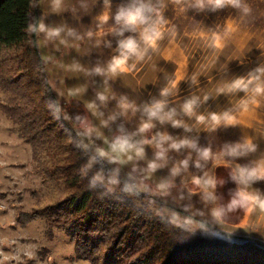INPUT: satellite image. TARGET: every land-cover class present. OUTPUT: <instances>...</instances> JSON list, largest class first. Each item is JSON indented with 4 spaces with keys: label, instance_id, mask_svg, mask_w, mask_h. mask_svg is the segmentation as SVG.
<instances>
[{
    "label": "rangeland",
    "instance_id": "374dc122",
    "mask_svg": "<svg viewBox=\"0 0 264 264\" xmlns=\"http://www.w3.org/2000/svg\"><path fill=\"white\" fill-rule=\"evenodd\" d=\"M122 2L111 0L110 15ZM246 2L250 11L243 14L231 7L215 12L184 11L174 0H161V12L167 20L161 27L164 38L143 60L133 58L119 75L104 78L88 75L89 70L105 65L116 55L117 38L110 34L102 36L113 21L110 19L99 31L97 28V18L103 12L108 13L103 0H59L58 3L39 0L38 20L43 19L49 27L63 28L55 39L37 34L44 68L60 113L79 134L89 156L97 148L113 155L110 142L119 134V129L123 127L131 133L139 127L141 112L132 109L121 114L118 107L121 96L140 107L153 97L159 98L160 90L167 87L171 93L168 106L176 108L177 119L191 126L192 131L156 122L146 138L157 131H166L174 138L196 139L200 147L213 150L214 166H218L225 164L220 153L222 146L246 136L258 145L257 151L235 163L251 164L264 157V96L252 92L246 95L242 91L230 93L232 80L264 65V0ZM70 30H75L76 35L69 36ZM90 31L94 33L91 38ZM106 41H111V47L106 46ZM97 93L108 100L101 103ZM192 97H198L199 102L189 117L181 111V105ZM112 115L116 116L115 120L108 119ZM77 117L88 121L94 129L91 135L84 134ZM221 123L235 125L222 124L212 130ZM154 151L151 146H145L144 159L136 158L134 153L129 154L132 160L116 154L118 163L104 159L109 169H119L121 183L132 175L141 188L146 187L147 191H141L142 200L137 201L146 208L150 200H155L157 206L166 204L178 208L191 203L202 207L198 195L188 198L191 177L202 174L191 163L187 173L174 179L170 195L162 197L156 189L161 180L170 178L173 164L186 158L190 150L169 151L167 165L148 177L143 170L154 158ZM191 156L194 161L195 152ZM205 170L215 174L216 167L210 161ZM39 171L31 158L30 144L23 141L13 122L0 109V264H92L76 256L74 245L62 227L44 218L24 224L17 221L19 209L30 211L42 207L50 201L51 196L46 195L55 192L51 185L43 188ZM90 171L94 173L97 169ZM252 187L264 191V181ZM227 227L235 232L233 240L247 236L264 241V211L250 206L242 217L229 219Z\"/></svg>",
    "mask_w": 264,
    "mask_h": 264
},
{
    "label": "trees",
    "instance_id": "16d2710c",
    "mask_svg": "<svg viewBox=\"0 0 264 264\" xmlns=\"http://www.w3.org/2000/svg\"><path fill=\"white\" fill-rule=\"evenodd\" d=\"M38 1L0 0V109L30 144L43 188L51 185L55 191L46 195L51 198L42 207L19 209L17 221L24 224L44 218L62 227L76 256L92 264H264L262 240L246 236L227 243L197 233L185 243H177L175 231L150 217L144 204L137 203L143 192L123 193L124 182L114 193L89 187L93 172L87 176L80 172L89 154L60 110V118L55 117L58 102L37 34L27 31L28 23L38 20ZM101 166L109 170L105 159H98L92 170ZM225 172H229L225 164L216 167L221 203L230 199L236 187ZM249 207L230 213L227 221L242 217Z\"/></svg>",
    "mask_w": 264,
    "mask_h": 264
},
{
    "label": "clouds",
    "instance_id": "9594fccd",
    "mask_svg": "<svg viewBox=\"0 0 264 264\" xmlns=\"http://www.w3.org/2000/svg\"><path fill=\"white\" fill-rule=\"evenodd\" d=\"M54 2L58 3L59 0H54ZM174 3L179 4L184 11L194 9L202 12L207 9L215 12L226 7H231L243 14L250 11L246 0H174ZM103 5L108 13L103 12L97 18V28L99 31L107 25L110 19L113 21V25L103 31L102 36L110 34L117 38L116 55H113L105 65H97L89 70L88 75L95 74L108 78L109 75H119L133 58L143 60L150 50H154L164 38L161 27L167 24V20L161 12V0H123L117 6L115 13L111 15L109 11L112 7L111 0H103ZM27 31L31 34H44L49 39H55L62 34L63 28L49 27L43 22V19H40L29 22ZM126 33H130V35H126ZM68 35L75 36V30H70ZM93 35L94 33L91 31L88 33L89 38ZM105 43L106 46L111 47V41ZM230 85L232 88L230 93L242 91L246 95L252 92L256 96H264V65L250 71L247 76L235 78L230 82ZM170 95L171 93L165 87L160 90L159 98L153 97L140 107L130 102L126 96H121L118 100L121 114L132 109L141 112L142 119L139 127L131 133L121 127L119 134L110 142L113 155L110 156L104 149L97 148L95 153L89 156L87 162L81 166L80 172L87 176L98 159L107 158L110 163H118L116 154L132 160L133 156L129 154L134 153L136 158L144 159L145 146H151L155 150L154 158L148 162L147 168L143 170L145 175L150 177L151 174L167 165L169 151L180 152L182 149H188L190 154L173 164L170 169V178L161 180L156 189L162 197L170 195L171 189L175 186L174 179L187 173L191 163L196 169L201 170L202 174L191 177L192 187L188 188V198L191 199V197L198 195L202 207H194L191 203L183 204L178 208L168 207L166 204L157 206L155 200H150L144 211H147L150 217L157 219L162 225L173 229L176 233L177 243H185L197 233L208 238L233 243L235 232L227 227L229 214L249 206L264 211V191L252 187L257 182L264 181V157L251 164L235 163V161L257 151L258 145L246 136L237 142L225 143L222 146L220 153L229 169V179L236 187L232 190L230 199L226 203H221L222 197L216 193L218 184L221 183L218 182L215 174L205 170L210 161L214 168L217 167L214 166L213 162L215 153L210 147H200L196 139L187 136L174 138L166 131H157L150 138H146V134L156 127V122L161 125L170 123L174 128L182 127L185 132L192 131L191 126L177 119L176 108L168 106L167 98ZM97 99L101 103L108 100L102 93H97ZM207 99L208 97L205 98V100ZM198 102V97L187 99L181 105V111L189 117L193 116L192 113H195ZM54 115L57 119L60 118L58 107L54 110ZM108 119L115 120L116 116L112 115ZM77 120L83 127L84 134L91 135L94 129L88 121L80 117H77ZM222 124L225 126L235 125L221 123L212 130H216ZM136 137H140V139H136ZM77 146L80 147L81 145L78 144ZM191 152L196 154L194 161H192ZM120 183L119 169L105 170L103 166L98 168L89 178L90 188H100L107 193H114L115 188ZM121 191L128 195H139L141 191H147V189L146 187L141 188L135 177L129 175L123 183ZM180 199L183 200L184 197L181 196Z\"/></svg>",
    "mask_w": 264,
    "mask_h": 264
}]
</instances>
